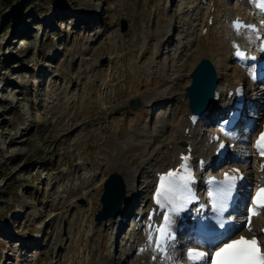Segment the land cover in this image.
Masks as SVG:
<instances>
[{
  "label": "rangeland",
  "instance_id": "rangeland-1",
  "mask_svg": "<svg viewBox=\"0 0 264 264\" xmlns=\"http://www.w3.org/2000/svg\"><path fill=\"white\" fill-rule=\"evenodd\" d=\"M196 2L0 0V264H100L113 256L125 231L108 238L109 220L96 222L103 185L112 173L126 184L138 168L130 159L141 155L148 172L143 176L139 170L138 185H150L149 165L156 163L152 167L158 171L169 141L181 137L182 128L177 133L174 124L183 119L174 110L175 98L188 87L186 67L193 51L180 53L202 37L208 7ZM190 4L194 8L187 13ZM217 25L210 30L214 36L229 35ZM175 26L179 30L172 33ZM230 33L234 36L232 29ZM166 38L170 44L160 53L157 46ZM215 56L223 67L232 53ZM231 64L221 70L228 79L220 91L240 73ZM149 69L154 79L146 76ZM252 92L256 95L258 88ZM150 95L168 102L156 103L149 118L144 116L145 139L136 142L124 125L140 109L148 110L143 100ZM131 101L140 104L136 111ZM136 198L127 215L137 211L144 196ZM124 248L117 252L119 259L123 256L119 264H131L127 255L132 250L128 246L123 254Z\"/></svg>",
  "mask_w": 264,
  "mask_h": 264
},
{
  "label": "snow or ice",
  "instance_id": "snow-or-ice-1",
  "mask_svg": "<svg viewBox=\"0 0 264 264\" xmlns=\"http://www.w3.org/2000/svg\"><path fill=\"white\" fill-rule=\"evenodd\" d=\"M255 6L264 11V0H254ZM233 27L239 32L241 27L251 28L255 30L254 25H242L237 20ZM236 47V56L243 59L245 53L242 52L238 45ZM254 59V58H253ZM227 123V121H225ZM224 147L223 144L220 145ZM255 148L261 157H264V132H261L256 141ZM183 161L178 169H170L159 177V183L154 194V202L159 208L164 209L163 222L155 229V236L151 231L148 233V240L154 243L156 250L166 252L167 245L174 240L173 225L175 217H178L182 212H185L189 206L197 199L192 185L195 183V175L192 168L189 166L188 156H181ZM233 173H239L238 169H233ZM242 176L232 175L228 172L224 173V180L213 183L218 184L215 191H209L211 199V208L218 216H222L228 211L229 203L233 199V192L236 188L237 179H242ZM264 209V187L258 189L252 197V206L248 209L249 223L251 217L259 215V210ZM152 220V215L149 216V221ZM151 224L149 228L151 229ZM220 228H224L225 224L221 222ZM251 230V229H249ZM187 257L193 264H199L201 261L206 262L209 253L200 251L194 248H189ZM155 259V257H153ZM211 264H264V250L261 249L259 241L253 237L247 239L240 236L239 239H229L216 248L210 256Z\"/></svg>",
  "mask_w": 264,
  "mask_h": 264
},
{
  "label": "bare ground",
  "instance_id": "bare-ground-1",
  "mask_svg": "<svg viewBox=\"0 0 264 264\" xmlns=\"http://www.w3.org/2000/svg\"><path fill=\"white\" fill-rule=\"evenodd\" d=\"M206 1V4L208 5V7L206 8L207 9V12L205 13V15H204V17H203V21L201 22V25H202V23L205 21V19H206V21H205V25H204V27H207L208 28V32L204 35L203 34V29H204V27H203V29H202V32H201V35L200 36H202L201 38H199V39H197V45L196 46H192V47H190V48H188V46H185V48H184V50L183 51H181V53L180 54H183L184 55V52L186 51L187 53L185 54V56H188L189 54V52L191 51H193V58L192 59H190V61H191V63L190 64H188V66L186 67V68H188L187 70L188 71H190V74H191V72H192V70L194 69V67L200 62V60H202V59H208V60H210L213 64H214V66L216 67V69H217V71H218V79H219V84H218V86H217V91H219L220 92V88L222 87V81L223 80H227L228 78H224V74H223V72L221 71V70H223V68H224V70H225V68H226V65H224V64H228L229 62H226V63H224V64H222L221 63V65L223 66V67H221L220 66V62L219 61H217L216 60V56H215V54L216 55H218L219 56V54L221 55V53H223V55H226V57H229L228 56V53H232V47H230L229 45H232V44H230L231 43V39L232 38H234L235 37V34H236V37H240V36H245L246 38H249V37H254V35L252 34V33H245V34H243V35H241V34H238L236 31H235V28L234 27H232V22H233V19H234V16H235V11L233 12V15H231L232 17H229L230 15H229V13H231L232 12V10H233V7H230V0H198V2H196V5H201V2L203 3V2H205ZM215 2V3H214ZM192 4V3H191ZM189 5V6H186V9H184V10H187V13L188 12H191V7H193L192 5ZM226 5L227 7H224V5ZM215 7V8H214ZM230 7V8H229ZM194 8V7H193ZM208 8H209V11H208ZM225 8V9H224ZM241 8V9H240ZM224 9V10H223ZM235 9H236V6H235ZM237 9H239V10H237L238 11V13L240 12V14H246L247 13V11H244V9L242 10V7H240V6H238L237 7ZM229 12L228 13V15H226V13L227 12ZM183 13L181 14V15H185L184 14V11H182ZM224 13V15L223 16H221V13ZM208 14V15H207ZM223 17H225V18H229L228 19V22H223ZM258 17V16H257ZM212 19H213V25H210V22L212 21ZM221 23H227V26L229 25L230 26V30L232 29V31H233V33H234V36H230L231 35V33L229 34V35H220L219 34V36L217 37L216 35L214 36V34L213 33H211L210 32V30L213 28V27H215V25H217V24H219V25H217V27H223L222 29H223V31L227 28V31H228V27L224 24V25H220ZM225 26V27H224ZM176 27V26H175ZM183 28V27H182ZM181 28V29H182ZM172 30V33L173 32H175L176 30H179V27H176L175 28V30H173V28L171 29ZM215 30V28H213V31ZM171 33V34H172ZM220 33V32H219ZM169 34V37H170V33H168ZM240 35V36H239ZM229 37V38H228ZM168 38H166V43H165V41H164V43H163V46L162 45H160V46H157V47H160V53H161V50L163 49L164 50V48L166 49V46H167V44H169V41L167 40ZM219 39V40H218ZM183 41H184V39H182V40H180L179 42H181V44L183 43ZM244 41H247V39H244ZM185 45H186V43H185ZM188 45V44H187ZM156 48V47H155ZM163 54H165V53H163ZM161 55V54H160ZM160 55H157V50H156V56H157V58H159L160 57ZM168 56H169V52H168ZM168 56L166 57V59L168 58ZM178 56V55H177ZM184 56V57H185ZM216 57L215 59H213L212 57ZM232 58H233V56H232ZM226 59V58H225ZM229 59V58H228ZM227 59V60H228ZM178 60H179V56H178ZM223 60H224V58H223ZM225 61V60H224ZM224 61H222V62H224ZM184 65V64H183ZM222 68V69H220V67ZM184 67H185V65H184ZM183 68V67H182ZM146 70V69H145ZM179 70V69H178ZM186 70V71H187ZM157 72H155V74H156ZM180 73H183V72H180ZM157 75V74H156ZM180 75V74H179ZM182 75V74H181ZM187 75H189L188 73H187ZM226 75H228V73H226ZM130 76V75H129ZM134 76V75H133ZM146 76L147 77H149V79H154L155 77H151L152 76V73L150 72V69L149 70H147L146 71ZM158 76V75H157ZM181 77V76H180ZM188 77V76H187ZM241 76L239 75V77H237V78H240ZM170 77H168V79H169ZM175 78V77H174ZM191 78H190V75H189V79H188V81H187V83L185 84V85H187V86H189V84H190V80ZM146 80V79H145ZM158 80V79H157ZM167 80V79H166ZM170 80H172V78H170L169 79V81ZM154 81V80H153ZM161 81V80H160ZM177 81H179V78H178V80ZM147 82V81H146ZM172 82H175V80H173ZM220 83H221V85H220ZM135 84H136V82H135ZM149 84V83H148ZM147 84V86H149ZM164 84H166V83H164ZM226 84H234V82L233 83H231V81H228V83L226 82ZM225 84V85H226ZM185 85H183V86H185ZM232 85H229L228 87H232ZM234 85H237V81H236V84H234ZM248 85H250V84H248ZM260 86V85H259ZM135 88L137 87V85H135L134 86ZM134 87H132V89L134 88ZM138 88V87H137ZM183 88H185V87H183ZM126 89V88H125ZM125 91V90H124ZM133 91V90H132ZM166 91H168V90H166ZM182 92L180 93L181 95H180V97H178L177 96V98H175V104H176V107L174 108V110H175V112L176 111H180V113H179V115L180 116H182V118L183 119H179L177 122L175 121L174 122V124L176 125V132L178 133V127H180V128H183V132H182V136H181V140H186V135H185V130L189 127V124H190V109H189V98L186 96V92H183V90H181ZM185 91V90H184ZM129 92V91H128ZM139 92V91H138ZM163 94H165V93H163ZM223 94V92L221 93V97L222 98H224V99H227V97L225 96V95H222ZM172 95V93H168L167 94V96H171ZM159 95H150V97L149 98H147V99H145V100H143V102L145 103V105H146V107L148 108V110H145V109H140L139 111H137V113H135V116L133 117V119H131V122H128V124H125L124 126H126L127 128L129 127V128H131V134H132V137L135 139L134 141H140L141 139H145L142 135H144L145 134V130H143V126H142V120H143V118H144V116L145 115H147V114H150V112H152V110L154 109V108H156V105L157 104H161V103H163V102H165V101H163V102H161L160 101V98H162L161 96L160 97H158ZM166 96V97H167ZM167 99V98H166ZM159 100V101H158ZM156 101H158V102H156ZM168 102V101H167ZM167 102H165V103H167ZM157 103V104H156ZM173 104V103H172ZM174 105V104H173ZM223 104L222 103H220V102H215L214 104H213V108L211 109H209L205 114H204V118H205V121L207 122V121H209V120H212V119H214L215 117H216V113H217V110H218V108L221 110L224 106H222ZM184 113H186V117L184 118ZM147 117L149 118V115H147ZM131 123H132V126H131ZM170 128V127H169ZM194 131L195 130H192V131H190V133L191 134H193L194 133ZM148 132V131H147ZM146 137V136H145ZM147 138V137H146ZM185 142V141H184ZM183 142V143H184ZM135 143V142H134ZM147 143V142H146ZM145 143V146H147V144ZM168 144V143H167ZM168 146V145H167ZM167 146H165V147H167ZM204 146H208L207 145V140L204 142ZM116 147V146H115ZM164 147V146H163ZM182 147V145H178L177 143H174V145H173V147H172V149H170V150H166V151H169V153H168V156L170 157V158H172V157H176V155L178 154V152L179 151H181V149H183V148H181ZM181 148V149H180ZM142 150V149H141ZM141 150H139V151H141ZM209 150L212 152V148L209 146ZM117 151V148L115 149L114 148V150H112L111 151V154H114L115 152ZM142 152V151H141ZM142 154H143V152H142ZM201 155H205L204 153H202ZM109 156V155H108ZM124 156V155H123ZM164 156H166L165 154L163 155V156H161L160 158H162V157H164ZM125 157V156H124ZM146 158V157H145ZM145 158H142V155L140 156V158L139 159H136V160H132V159H130L131 160V162H133V165H136L138 168L136 169V170H132L129 174H128V178H127V180H126V187H127V197H126V204H127V206H123L122 207V211H121V215H118L117 217L118 218H111V219H109V222H108V225H109V228H110V234H105V236H107L108 238L110 237V238H112V236H114L115 237V235H117L118 233H120V230L122 229V227L124 226V218H128V216L129 215H127L128 214V212L130 211L129 210V203H131L136 197V199H138V197L140 196V195H143L144 196V199L146 198L145 197V194H146V189H147V187L149 186V184H147V185H145V184H141V185H143V186H141V185H138V179H137V177H139V175H137L138 174V172H139V170H140V175H145V172L144 171H146L147 169H145V168H142V166L144 165V162H147V160L145 159ZM124 160H126V158L124 159ZM129 160V159H128ZM160 165H159V170L158 171H161L162 169H163V167H165L166 166V162H162V161H160V163H159ZM148 166V165H147ZM145 167V166H144ZM148 168V167H147ZM149 169V168H148ZM157 169V168H156ZM157 171V170H156ZM147 172H148V170H147ZM152 177V176H151ZM140 187V188H139ZM142 187H143V189H142ZM135 202H136V200H135ZM134 202V203H135ZM125 215H127V217H124ZM121 217H123V218H121ZM108 221V220H107ZM106 222V221H105ZM105 222H103V223H105ZM102 223V222H101ZM100 223V224H101ZM106 226V225H105ZM124 228V227H123ZM106 230H109L108 228H106ZM1 231V230H0ZM143 231L145 232V228L143 227ZM113 234V235H112ZM104 236V235H103ZM131 238V237H130ZM105 239H106V237H105ZM102 240H103V237H102ZM103 243H104V240H103ZM129 242H127V244L125 245L127 248H128V246H130V251L132 250V248L133 249H136L135 250V252L137 253V255H138V248L140 247L139 246V244L137 243H135L134 242V244H128ZM107 244H108V242L102 247L103 249H106V248H108V246H107ZM30 245V244H29ZM119 245V244H118ZM122 246L123 245H119V246H115V248H116V251L118 252L119 251V249H120V251H121V248H122ZM135 246V247H134ZM119 247V248H118ZM111 248V247H110ZM127 248H125V251H127V252H125V254L126 253H128V249ZM99 249H101V248H99ZM114 249V248H113ZM98 251V250H97ZM108 251L109 252H111V250H109L108 249ZM101 252V254H103V250H101V251H99L98 253H100ZM113 253V252H112ZM97 254V253H96ZM122 254V253H121ZM139 256V255H138ZM119 254H113V256L112 255H110V258H109V256H108V260H103V261H100V264H109V262H110V264L111 263H113V264H115L116 262H117V264H119V262H120V259H122L123 258V256L119 259ZM106 259V258H105ZM117 260V261H116ZM122 263V262H121ZM133 264H140V261H137L136 263H133Z\"/></svg>",
  "mask_w": 264,
  "mask_h": 264
},
{
  "label": "water",
  "instance_id": "water-1",
  "mask_svg": "<svg viewBox=\"0 0 264 264\" xmlns=\"http://www.w3.org/2000/svg\"><path fill=\"white\" fill-rule=\"evenodd\" d=\"M192 84L187 88V96L190 100V107L194 113H199L205 104H209L217 86L216 70L207 59L201 60L191 74ZM133 111L140 107L136 101L130 102ZM120 114V111L117 112ZM127 189L123 177L118 173L111 174L104 182V192L101 196L102 209L96 214V221H107L115 218L126 199Z\"/></svg>",
  "mask_w": 264,
  "mask_h": 264
},
{
  "label": "trees",
  "instance_id": "trees-1",
  "mask_svg": "<svg viewBox=\"0 0 264 264\" xmlns=\"http://www.w3.org/2000/svg\"><path fill=\"white\" fill-rule=\"evenodd\" d=\"M4 1H6V2H10V0H4Z\"/></svg>",
  "mask_w": 264,
  "mask_h": 264
}]
</instances>
